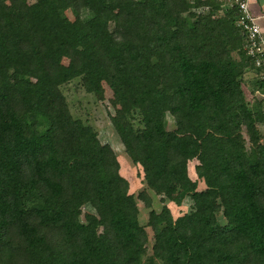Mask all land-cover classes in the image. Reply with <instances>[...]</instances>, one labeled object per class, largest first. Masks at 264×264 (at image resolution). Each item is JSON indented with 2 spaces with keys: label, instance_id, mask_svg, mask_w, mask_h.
<instances>
[{
  "label": "trees",
  "instance_id": "1",
  "mask_svg": "<svg viewBox=\"0 0 264 264\" xmlns=\"http://www.w3.org/2000/svg\"><path fill=\"white\" fill-rule=\"evenodd\" d=\"M218 6L0 0V264H264V78ZM74 80L120 105L137 195L71 112ZM182 194L181 214L152 208Z\"/></svg>",
  "mask_w": 264,
  "mask_h": 264
},
{
  "label": "rangeland",
  "instance_id": "2",
  "mask_svg": "<svg viewBox=\"0 0 264 264\" xmlns=\"http://www.w3.org/2000/svg\"><path fill=\"white\" fill-rule=\"evenodd\" d=\"M28 1L31 2L33 0ZM66 13L69 18H72L69 10H67ZM64 92L73 115L91 124L96 130L100 141L110 144L113 148L119 161L120 172L129 183V191L137 195V193L145 187V184L139 167L134 164L125 153L110 123L109 113L120 111V105L113 98L112 92L107 84L102 83L101 94L95 96L85 92L74 80L64 87ZM245 94L247 100L253 103L255 94L251 93L247 87H245ZM178 200L179 204H176L169 199L164 198V200H161V196H155L153 198L152 208L159 210V208L165 204L171 209L173 215L176 216L189 208V200L185 198L183 194L178 197ZM137 204L140 222L145 223L149 208H146L141 200H137ZM85 209L86 208L80 209L79 213L83 212Z\"/></svg>",
  "mask_w": 264,
  "mask_h": 264
},
{
  "label": "built area",
  "instance_id": "3",
  "mask_svg": "<svg viewBox=\"0 0 264 264\" xmlns=\"http://www.w3.org/2000/svg\"><path fill=\"white\" fill-rule=\"evenodd\" d=\"M217 14H222L225 9L234 8L236 11V26L244 37V51L254 59L255 66L260 68L264 78V35L258 17L250 10V0H218ZM208 6L197 11H207Z\"/></svg>",
  "mask_w": 264,
  "mask_h": 264
},
{
  "label": "crops",
  "instance_id": "4",
  "mask_svg": "<svg viewBox=\"0 0 264 264\" xmlns=\"http://www.w3.org/2000/svg\"><path fill=\"white\" fill-rule=\"evenodd\" d=\"M249 3L251 12L258 17V22L264 35V0H250ZM253 94L258 96L262 95V93L259 91H256ZM251 104L253 105L254 102Z\"/></svg>",
  "mask_w": 264,
  "mask_h": 264
}]
</instances>
